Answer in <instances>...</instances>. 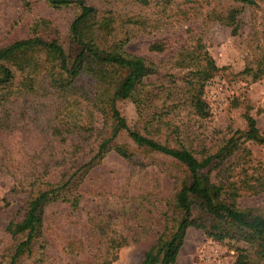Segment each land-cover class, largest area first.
Instances as JSON below:
<instances>
[{
    "label": "trees",
    "instance_id": "trees-1",
    "mask_svg": "<svg viewBox=\"0 0 264 264\" xmlns=\"http://www.w3.org/2000/svg\"><path fill=\"white\" fill-rule=\"evenodd\" d=\"M119 1L145 8L161 5L165 10L174 0ZM262 1L230 0L229 6L209 15L237 35L242 12ZM46 2L54 10L75 7L65 35L52 29L51 20L29 22L24 14L13 27L21 34L0 43V169L22 172L31 189L22 219L5 227L12 245L0 264H114L120 250L144 233L137 231L146 220L138 211L151 213V208L160 212L163 229L140 264H175L189 228L215 241H235L238 255L232 264H264V174L250 173L252 166L246 165L253 155L245 144L264 146V131L251 114L252 106L245 104V129L226 134L210 147L193 148L192 131L181 124L186 111L201 120L211 116L205 87L221 68L202 40L182 45L174 54L173 69L183 72L179 81L159 84L153 79L160 72L156 62L125 50L138 32L152 27L146 18L122 15L110 7L99 10L87 0ZM21 6L28 13L35 2L21 0ZM251 37L255 42L244 72L258 81L264 78V27L254 26ZM164 49L163 42L148 46L152 52ZM81 78H89L92 88L80 84ZM26 99L47 110L44 118H32L46 143L16 163L6 159L11 149L5 148L4 139L17 127L12 109L20 117L28 115L22 105ZM120 100L135 105L140 127L129 125L118 108ZM122 133L130 144L118 140ZM111 151L128 161L130 175L120 192L102 186L98 193L104 190L124 201L138 218L136 227L129 220L124 223L123 214L86 212L84 221L79 216L96 167ZM136 151L172 164L176 188L170 196L140 194L136 183L129 182L149 165ZM241 157L244 162L236 168ZM56 168L62 169L59 178L46 180ZM245 195H262V206H243L240 198ZM50 207L55 208L49 213ZM52 243L64 257L49 252Z\"/></svg>",
    "mask_w": 264,
    "mask_h": 264
},
{
    "label": "rangeland",
    "instance_id": "rangeland-1",
    "mask_svg": "<svg viewBox=\"0 0 264 264\" xmlns=\"http://www.w3.org/2000/svg\"><path fill=\"white\" fill-rule=\"evenodd\" d=\"M34 2L33 10L26 13L22 9L21 0H0V43L21 34L22 31L15 32L13 27L16 18L24 14L29 22L41 18L51 20L52 29L59 30L61 36L65 35L64 31L76 13L75 7L54 10L46 4V0H34ZM87 2L99 10L110 7L122 15L142 16L152 24V27L138 32V35L126 44L125 50L156 62L160 72L153 79L159 84L172 85L179 81L183 72L173 69L174 54L180 46L185 44L191 46L196 40H202L205 49L221 70L205 87L204 98L211 109V116L201 120L189 111L182 113L181 124L188 126L192 131L193 148L213 146L226 134H231L230 132L237 129H245V104L252 106L251 114L256 117L261 131H264V78L254 81L244 72L249 52L255 42V40L252 42V28L256 26L260 30L264 27V1L259 2L257 7H246L242 12L241 28L237 35H233L230 28L209 15L213 10L217 11L229 6L230 0H174L165 10L161 5L145 8L119 0H87ZM155 41L165 44L164 51L148 50L149 44ZM79 82L89 89L92 86L89 78H81ZM22 102L28 115L20 117L19 111L14 107L12 109L14 115L20 118H14L17 120V127L4 139L5 148L11 149L6 159L16 163L22 160L23 156H30L36 145L46 143V139L39 134L41 126L37 125V121L32 122L34 117L44 118L47 113L46 108L36 100L26 99ZM118 108L131 127H140L138 111L130 100L118 101ZM118 140L131 143L125 133H122ZM245 146L253 155L252 161L246 164L252 166L249 172H254L256 175L264 174V146L251 142L246 143ZM20 148L24 152H20ZM136 155L139 160L149 165L146 171L131 176L129 182L136 183L140 194L146 193L149 196L154 193L165 198L170 196L176 188L172 164L155 154L148 155L136 151ZM238 161L239 165L237 164L236 168H240L244 159L241 157ZM129 171L130 165L126 159L114 151L106 154L102 163L96 167L95 177L88 185V190L92 191L85 194L81 200L79 211L81 221H84L86 212H107L123 214L122 221L125 223L129 220V225L135 224L136 227L135 222L138 218L135 213L125 208L124 201L110 197L104 190L102 194L98 193V188L102 186H112L116 192L125 189L127 182L123 179L130 175ZM61 172L62 169H54L46 180L56 181ZM24 177L20 171L12 173L0 169V262L6 249L12 245V238L5 231V227L12 220L22 219L25 201L31 190L29 179ZM121 183L124 184L122 187ZM106 189L108 190V187ZM240 199L241 204L249 208L263 204L262 195H245ZM53 208L55 207L49 208V213ZM152 213L153 218L150 219ZM138 214L146 218L140 222L144 228L141 226L137 229L144 233L136 235L138 240H131L128 246L120 250L119 258L114 264H140L149 246L155 243L158 232L163 229V224L159 223L162 221L161 214L154 208H151V213L140 209ZM237 245L233 240H212L203 235L199 229L189 228L175 264H232L238 255ZM47 249L55 257H64L54 243Z\"/></svg>",
    "mask_w": 264,
    "mask_h": 264
}]
</instances>
